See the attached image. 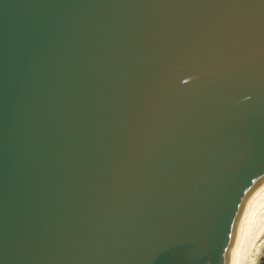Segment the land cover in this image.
Segmentation results:
<instances>
[{"label":"water","instance_id":"obj_1","mask_svg":"<svg viewBox=\"0 0 264 264\" xmlns=\"http://www.w3.org/2000/svg\"><path fill=\"white\" fill-rule=\"evenodd\" d=\"M264 200V0H0V264H235Z\"/></svg>","mask_w":264,"mask_h":264},{"label":"bare ground","instance_id":"obj_2","mask_svg":"<svg viewBox=\"0 0 264 264\" xmlns=\"http://www.w3.org/2000/svg\"><path fill=\"white\" fill-rule=\"evenodd\" d=\"M264 242V200L260 203L235 264H255Z\"/></svg>","mask_w":264,"mask_h":264},{"label":"rangeland","instance_id":"obj_3","mask_svg":"<svg viewBox=\"0 0 264 264\" xmlns=\"http://www.w3.org/2000/svg\"><path fill=\"white\" fill-rule=\"evenodd\" d=\"M255 264H264V242L262 244V248Z\"/></svg>","mask_w":264,"mask_h":264}]
</instances>
